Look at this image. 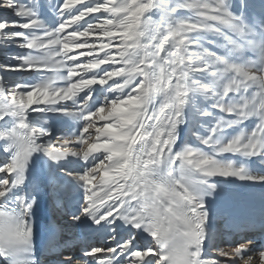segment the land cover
I'll return each instance as SVG.
<instances>
[{
  "label": "snow or ice",
  "instance_id": "snow-or-ice-1",
  "mask_svg": "<svg viewBox=\"0 0 264 264\" xmlns=\"http://www.w3.org/2000/svg\"><path fill=\"white\" fill-rule=\"evenodd\" d=\"M0 8L15 17H0V264H39L24 187L37 153L82 190L71 220L107 228L59 264H264V247L209 225L214 178L264 184V0Z\"/></svg>",
  "mask_w": 264,
  "mask_h": 264
},
{
  "label": "bare ground",
  "instance_id": "bare-ground-1",
  "mask_svg": "<svg viewBox=\"0 0 264 264\" xmlns=\"http://www.w3.org/2000/svg\"><path fill=\"white\" fill-rule=\"evenodd\" d=\"M80 166H73V169L68 170H77ZM58 172L60 173V171ZM27 175L25 191L35 190L42 198L43 213L40 219L42 242L34 250L35 257H40L42 254L40 264H59L60 259L57 260L56 253L67 249L64 245L68 241L74 245L71 250L72 253L69 250L68 252L75 258H79L81 247L77 248V246L80 240H83L86 246L99 241L101 236L107 234V228L95 226L85 217H82L79 222L71 220V216L75 215L76 208L79 209L80 207L82 190L73 184L71 177L66 174H58L52 166V162L42 153L34 154ZM58 175L65 177L61 179L58 185L53 186L55 189L53 193L58 192V194L50 199L47 188L58 178ZM236 193L238 194L239 191ZM240 195L243 196L227 194L220 189L215 199L209 198V203L224 215L221 221L219 220L220 225L214 222L215 227L213 229L225 237H231L232 241L243 236L252 239L255 248L264 247V238H262V230H264V184L250 182L245 193ZM55 207L58 210L52 215V209ZM215 216L213 215V218ZM228 242V239H224L221 242V247H229ZM74 248L78 250L74 251ZM62 255H69V253ZM62 255H60L61 258Z\"/></svg>",
  "mask_w": 264,
  "mask_h": 264
},
{
  "label": "rangeland",
  "instance_id": "rangeland-1",
  "mask_svg": "<svg viewBox=\"0 0 264 264\" xmlns=\"http://www.w3.org/2000/svg\"><path fill=\"white\" fill-rule=\"evenodd\" d=\"M24 2H26V0H24ZM44 15L47 16L49 21L54 20V17L52 15H50V14H48L46 12L44 13ZM0 17L5 18V19H14L15 18V17L12 16V13H11L10 9H2V8H0ZM2 51H16V49L15 48H9V49H5V50H2ZM20 78L21 77L19 75H13V76H9L8 77V79H20ZM24 78L27 79V77H24ZM50 123H51V126H52L53 139H55V137L58 136V135H63L65 133L66 129L68 128V121H66V120H64L63 118H60V117H56V118L51 119ZM183 140H184V134L181 137V139L178 141V143H182ZM81 163L82 162L74 161V160H72L70 158L68 162H62L61 167H65L67 169H70V168L73 169V166H79V165H81ZM52 166H53V164H52ZM54 168H55V171L58 174L65 175V173H63V172L59 173L58 172L59 171L58 168H56V167H54ZM64 177L65 176L62 177L61 175H58V178L56 180H54L52 182V184H50V186L48 187V196H49L50 199L51 198L53 199V197L54 196L56 197L57 194H58V192L53 193V186L58 185L60 183L61 179H63ZM214 179L217 182H219L220 189L224 190L227 194L231 193V194L238 195V196H243V195H240V194L241 193L244 194L245 191H246V188L250 185V182H248V181H240V180H236L235 178H231V177H228V178L216 177ZM73 184H75L74 181H73ZM236 191H239V193L237 194ZM209 208L211 210V216H210L209 225H210V227L214 228L215 227L213 225V224H215L214 222H216V224L218 223V225H220L219 223H220L222 217H224V215L222 213H220L219 211H217L211 205V203H209ZM57 210H58L57 207L53 208L52 209V214H54ZM76 210L77 211L75 212V214L78 213L79 209L77 208ZM213 215H216V216L213 218ZM50 221H51V218H50ZM104 237H102V239L100 241L92 242V244L98 246L104 240ZM83 246H85V244H84L83 240H80L78 242L77 248H80V247H83ZM77 248H74V251H77L78 250ZM64 253H69L70 254V252H68V249H64L61 252L56 254V256H58L57 260L61 259L60 255H62ZM40 256H42V255H40ZM73 257L75 258V256H73ZM41 258L42 257L36 258L38 260L39 264H40L39 259H41Z\"/></svg>",
  "mask_w": 264,
  "mask_h": 264
}]
</instances>
